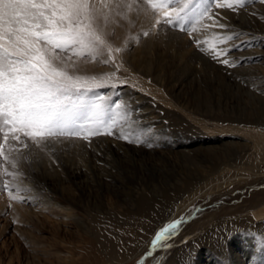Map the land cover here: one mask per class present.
Masks as SVG:
<instances>
[{"label": "rangeland", "instance_id": "rangeland-1", "mask_svg": "<svg viewBox=\"0 0 264 264\" xmlns=\"http://www.w3.org/2000/svg\"><path fill=\"white\" fill-rule=\"evenodd\" d=\"M92 3L93 27L121 48L113 53L121 68L102 63L107 54L72 61L75 74L108 85L95 89L105 108L109 98L122 103L111 111L114 134L52 143L51 156L39 159L24 149L15 168L0 155V264H72L100 250L103 228L147 209L154 235L181 223L143 264H181L170 260L188 249L184 264H264V142L231 126L264 124V2L245 0L236 11L213 5L223 29L207 16L156 26L148 0ZM188 33L223 49L230 64L199 51ZM62 199L73 200V218L53 205ZM150 247L119 264H137Z\"/></svg>", "mask_w": 264, "mask_h": 264}, {"label": "snow or ice", "instance_id": "snow-or-ice-1", "mask_svg": "<svg viewBox=\"0 0 264 264\" xmlns=\"http://www.w3.org/2000/svg\"><path fill=\"white\" fill-rule=\"evenodd\" d=\"M244 4L245 0H235V3L168 0L167 5H162L148 0L153 13L159 17L155 25L164 23L173 27L185 25L192 17L207 16L213 25L223 29L226 25L219 21L224 17L212 12L213 5L236 11L237 5L243 7ZM95 16L92 0H0V132L4 140L0 144V155L14 168L16 160L23 157L24 149L28 150L29 157L39 159L41 154L51 156L52 143H64L74 137L91 141L98 135L114 134L116 121L111 118V111L113 107L120 108L122 103L109 98L105 108V98L95 89L108 85L98 82L95 76L75 74L77 66L72 61V56H87L95 61L107 54L102 63L119 72L121 64L116 62L113 53H120L121 48L107 45L97 33L93 27ZM180 30L187 31V28ZM188 34L199 51L225 66L230 64L225 58L228 53L223 49L216 45L204 47L207 41ZM104 76L113 77L114 73ZM116 138L130 143L142 142L123 134ZM11 142L19 147L6 148ZM5 151L8 155H3ZM13 154V160H9ZM9 196L18 199L11 191ZM180 223L178 219L158 230L151 247L137 264H143L144 257L152 255L151 249L167 241L169 233ZM261 244L264 245V238ZM163 247L171 245L164 243Z\"/></svg>", "mask_w": 264, "mask_h": 264}, {"label": "bare ground", "instance_id": "bare-ground-1", "mask_svg": "<svg viewBox=\"0 0 264 264\" xmlns=\"http://www.w3.org/2000/svg\"><path fill=\"white\" fill-rule=\"evenodd\" d=\"M195 113H199V112H195ZM212 114H211V116H212ZM218 120L220 122H225V121H228L229 119L224 118L221 115V117H219ZM231 126L233 127V130L242 131V132H246V133L247 132L248 133H252L253 136H256L257 139H260L261 141L264 142V124L256 125V126H260V127H255L253 125V127L249 128V129H247L246 127H238V126H235V125H231ZM138 188H140V187H138ZM70 199L59 200V202L57 201V203H53V205L55 207H59L64 215L73 218L77 214H76L75 209H74L75 205L73 203V200L71 201ZM120 201H121V199H120ZM145 206H144L143 209H145ZM144 212H147V213L145 214ZM152 218L153 217H151V213L148 214V209L144 210V211L143 210H137V211H127V212H125V214H123L122 219H120V221L116 220V223H114L112 226H108L106 228H103V230L101 232V239L100 240H98L95 237L97 239V243L95 242V244H100V250H98L99 253L97 252L98 253L97 254L96 252H94L97 255H95L92 252L93 255L85 254V256H83V257H81V256L78 257L77 256L78 258L74 257V259L77 258V259H79V260L81 259V260L79 261V260L76 259V260H73V261H76V262L72 261L71 263L72 264H119V263L123 262V260L126 261V260L131 259L132 257H134L137 254H139L142 250H144L147 247V245L149 246V243H151V240L154 237V234H152V232H153L152 229H154L155 228L154 225H156L155 224L156 221L155 222L151 221ZM105 231H107V232H105ZM102 235H104L105 237H102ZM93 240H95V239L93 238ZM93 244H94V242H93ZM189 248H192V247L189 246ZM189 255H190L189 249L187 251L186 250H184L182 252L179 251V253L175 254L172 257V259L170 260V263L171 262H175V259H177V261H179L181 264H184L185 260L189 257ZM175 263H177V262H175Z\"/></svg>", "mask_w": 264, "mask_h": 264}]
</instances>
